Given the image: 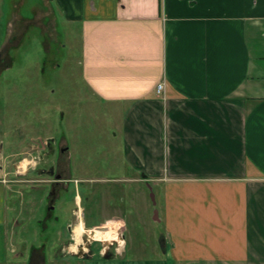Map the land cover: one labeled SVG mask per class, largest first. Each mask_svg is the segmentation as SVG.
I'll use <instances>...</instances> for the list:
<instances>
[{"label":"crops","instance_id":"0c3cea01","mask_svg":"<svg viewBox=\"0 0 264 264\" xmlns=\"http://www.w3.org/2000/svg\"><path fill=\"white\" fill-rule=\"evenodd\" d=\"M58 2L86 25L85 84L122 114L125 161L149 182L164 230L161 252L73 254L84 264H264V0ZM76 210V225L104 223ZM112 220L126 245L123 218Z\"/></svg>","mask_w":264,"mask_h":264},{"label":"rangeland","instance_id":"374dc122","mask_svg":"<svg viewBox=\"0 0 264 264\" xmlns=\"http://www.w3.org/2000/svg\"><path fill=\"white\" fill-rule=\"evenodd\" d=\"M87 35L85 23L68 20L58 0H0V125L9 134L14 125L24 135L51 132L64 137L69 176L53 209L45 193L35 189L40 183L32 184L33 192L25 198L31 204L25 208L18 205L21 194L3 183L0 264H84L72 255L82 254L81 247L71 248L80 220L77 208L87 214L89 225L104 222L95 226L102 231L108 230L107 223L119 222L106 220L123 218L126 245L111 241L110 252L125 247L133 255L163 249L154 191L149 182L132 179L135 174L125 161L118 129L122 114L113 113L85 84ZM34 112L51 125L40 124ZM23 148L30 150L27 143ZM81 238L84 249H104L102 240L86 234ZM34 246L38 254L32 257Z\"/></svg>","mask_w":264,"mask_h":264},{"label":"flooded vegetation","instance_id":"af4514ba","mask_svg":"<svg viewBox=\"0 0 264 264\" xmlns=\"http://www.w3.org/2000/svg\"><path fill=\"white\" fill-rule=\"evenodd\" d=\"M38 115L34 112L32 117L42 125H51V121L48 124L44 116ZM5 131V128L0 125V188H5L3 183H7L9 191L19 192L21 194L19 196V208H25L31 204V201L25 199L26 195L33 192L31 191L32 184L38 182L41 185L35 189L45 193L44 199L49 202L51 209H53L56 199L66 188L67 169L64 160L67 145L64 144L65 138L53 136L51 132H43L37 136L25 134V136L21 132L20 126L14 125L12 127L13 133L9 134ZM24 143L30 146V150L23 148ZM9 183L13 184L9 185ZM3 198L2 193L1 202L4 201ZM16 222L13 221V223ZM69 227L70 223L68 230ZM69 244L68 241L67 245L69 246ZM89 251L93 253L95 248L91 247ZM108 251L110 252V250Z\"/></svg>","mask_w":264,"mask_h":264},{"label":"clouds","instance_id":"9594fccd","mask_svg":"<svg viewBox=\"0 0 264 264\" xmlns=\"http://www.w3.org/2000/svg\"><path fill=\"white\" fill-rule=\"evenodd\" d=\"M122 222H113V226L110 231L105 232L103 235H101L100 232H96L95 236L93 237L96 240H111V239H118L117 235V229L121 226ZM85 231L84 225L80 224L78 227L74 230L73 240L75 243L71 246L72 250H76V246L82 243L81 234ZM120 245L123 246L124 241H119ZM119 251V249H117ZM104 249H101V254H103Z\"/></svg>","mask_w":264,"mask_h":264},{"label":"bare ground","instance_id":"6f19581e","mask_svg":"<svg viewBox=\"0 0 264 264\" xmlns=\"http://www.w3.org/2000/svg\"><path fill=\"white\" fill-rule=\"evenodd\" d=\"M20 166V165H19ZM80 224H82V223H80ZM80 224H78V225H76V227H78ZM75 227V228H76ZM85 228V227H84ZM111 229H108V230H105V231H102V230H99V229H86L85 228V231L82 233V234H86L90 239H94L93 237L95 236V234H96V232H100L101 233V235H103L105 232H108V231H110ZM117 231V235H118V239H111V240H102L103 241V243H104V248L105 249H107L109 246H110V244H111V241H113V240H116V241H120V240H122V234H121V232L119 231V230H116ZM82 234H81V236H82ZM84 236V235H83ZM86 240V239H85ZM84 242V241H83ZM88 244V243H87ZM121 246V245H120ZM81 247V249H84V246H82V244H79V245H77L76 246V249H79ZM72 248V247H71ZM80 250V249H79ZM73 251V250H72ZM78 251V250H77Z\"/></svg>","mask_w":264,"mask_h":264},{"label":"built area","instance_id":"2783aa9c","mask_svg":"<svg viewBox=\"0 0 264 264\" xmlns=\"http://www.w3.org/2000/svg\"><path fill=\"white\" fill-rule=\"evenodd\" d=\"M163 88H164V84L163 83H160L158 85V91L160 92Z\"/></svg>","mask_w":264,"mask_h":264},{"label":"water","instance_id":"95a60500","mask_svg":"<svg viewBox=\"0 0 264 264\" xmlns=\"http://www.w3.org/2000/svg\"><path fill=\"white\" fill-rule=\"evenodd\" d=\"M111 245V244H110ZM80 250H81V248H80ZM78 254V253H77Z\"/></svg>","mask_w":264,"mask_h":264}]
</instances>
